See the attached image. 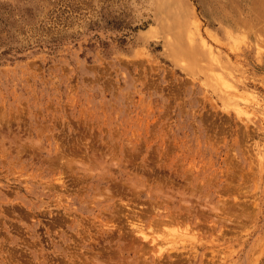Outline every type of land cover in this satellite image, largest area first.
Segmentation results:
<instances>
[{"label":"rangeland","instance_id":"1","mask_svg":"<svg viewBox=\"0 0 264 264\" xmlns=\"http://www.w3.org/2000/svg\"><path fill=\"white\" fill-rule=\"evenodd\" d=\"M113 263L264 264V0H0V264Z\"/></svg>","mask_w":264,"mask_h":264},{"label":"bare ground","instance_id":"2","mask_svg":"<svg viewBox=\"0 0 264 264\" xmlns=\"http://www.w3.org/2000/svg\"><path fill=\"white\" fill-rule=\"evenodd\" d=\"M161 8V7H160ZM169 12V11H168ZM163 14V13H162ZM191 20L189 21V23L190 24H192L193 25V27H194V24H196V25H198L199 24V19L193 14V13H191ZM167 18V17H166ZM168 20V19H167ZM181 20V19H180ZM195 28V27H194ZM198 29V30H197ZM196 31H191V29L189 28V26L186 24V23H180V22H178V24H176V27H175V33H174V39H173V41L175 42V43H177L178 45H180L181 47H188V44H190L189 46L191 47V48H193V46H197V47H201V48H204V49H207V52L209 53L208 54V56L209 57H211V58H213V51L214 50H212V48L211 49H208L207 48V44H205V41L203 42V35L201 34V32H200V29L199 28H196L195 29ZM186 42L187 43V46H184L183 45V42ZM209 47V46H208ZM210 82L212 83V84H214V85H222L223 84V82H222V79L221 78H219L218 76H214V75H211V78H210ZM246 106V105H245ZM243 112H244V114L245 115H247V114H249V113H253L254 111L252 110V108H250V107H245L244 109H243ZM131 206V205H130ZM226 206V205H225ZM137 226V225H136ZM139 227V225L137 226V229H138V231H137V233H139L140 234V236L143 238V240L145 239V240H147L148 239V235L145 233L146 231H144L143 232V228L141 229V228H138ZM135 228V227H134ZM136 229V228H135ZM134 229V230H135ZM185 231V230H184ZM183 230H182V232L181 233H178V236L176 237L175 236V238H178V239H180V240H183V238H185V237H189L190 236V233H188V232H184ZM136 232V231H135ZM135 232H133V233H135ZM180 232V231H179ZM138 235V234H137ZM177 235V234H176ZM174 241V240H173ZM173 241H169V240H165L164 242H163V245L162 246H160V248H163V247H165V248H167L168 249V247L170 246L173 250L175 249V248H173V246H175L174 245V243H172ZM154 242H156V239L155 238H153V240H152V243H154ZM157 245H158V243H157ZM168 246V247H167ZM164 248V249H165ZM163 249V250H164ZM176 249H177V247H176ZM175 249V250H176ZM193 249V248H192ZM158 250V249H157ZM162 249H160V250H158V253H159V255L161 254V255H163V251ZM178 250V249H177ZM172 251V250H171ZM167 253H168V251H166ZM179 252V251H178ZM170 255L171 254H175V253H169ZM155 255H156V253H155ZM158 255V254H157ZM156 255V256H157ZM166 255V253L163 255V256H165ZM170 255H168V256H170ZM162 256V257H163ZM159 258V256L157 257V259ZM166 258V257H165ZM161 259V258H160ZM168 261V260H167ZM169 262V261H168ZM180 262V261H179ZM169 263H174L173 261L172 262H169ZM114 264V263H113ZM157 264H159V263H157Z\"/></svg>","mask_w":264,"mask_h":264}]
</instances>
